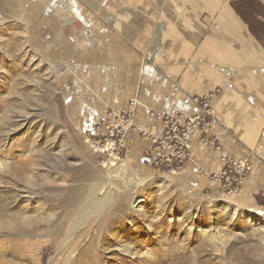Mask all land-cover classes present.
Instances as JSON below:
<instances>
[{"label": "rangeland", "instance_id": "obj_1", "mask_svg": "<svg viewBox=\"0 0 264 264\" xmlns=\"http://www.w3.org/2000/svg\"><path fill=\"white\" fill-rule=\"evenodd\" d=\"M88 1L0 0V264H193L199 251L214 264H264V215L254 212L249 223L250 211L241 210L232 220L238 206L229 198L240 191L189 190L153 164L152 175L142 177L127 161L129 143L120 161L91 147L105 141L93 135L100 120H81L86 105L101 99L88 91L79 55L94 39L93 26L108 28L110 19L96 14L100 0ZM232 1L261 26L264 40V1ZM112 164H127L125 177L113 175ZM128 179L147 185L129 188ZM135 200L145 201L141 217ZM127 243L135 245L130 255L119 250Z\"/></svg>", "mask_w": 264, "mask_h": 264}, {"label": "crops", "instance_id": "obj_2", "mask_svg": "<svg viewBox=\"0 0 264 264\" xmlns=\"http://www.w3.org/2000/svg\"><path fill=\"white\" fill-rule=\"evenodd\" d=\"M100 5L96 14L109 18V27L93 26L94 39L86 41L79 58L85 59L80 70H85L87 89L101 105H86L81 126L101 120L105 106L124 112L136 102V126L160 134L163 126L150 112L193 115L197 107L186 104V98L218 92L213 105L218 125L212 136L219 135L221 151L192 138V159L174 173L189 190L215 195L219 191L211 187L208 175L223 169L222 158H249L252 172L229 199L241 210L264 215L261 26L246 20L232 0H100ZM128 143L132 170L142 177L152 175L153 144L136 133ZM194 166L205 173L196 174Z\"/></svg>", "mask_w": 264, "mask_h": 264}, {"label": "built area", "instance_id": "obj_3", "mask_svg": "<svg viewBox=\"0 0 264 264\" xmlns=\"http://www.w3.org/2000/svg\"><path fill=\"white\" fill-rule=\"evenodd\" d=\"M177 91L178 89L174 88L173 94ZM217 96L218 92H212L203 96L186 98V104L192 103L197 107V112L193 115L171 114L166 111L150 112V117L163 126L160 134L141 132L135 125L136 102H132L128 110L124 112L108 111L106 118L100 120L101 124L98 123V131L93 132L94 136L99 135L100 139L104 138L105 141L102 146L94 145L92 142L91 147L109 160L113 157L120 161L121 153L128 146L130 134L147 135L153 144L152 164L154 168L166 173L179 171L187 161L192 159L190 151L192 138L199 137L202 146L212 145L218 153L221 151L219 135L212 136L218 125L213 109ZM108 144L112 145L111 153L104 152ZM101 148L103 150L98 151ZM222 163L223 169L220 172L209 174L208 182L211 187L223 195H232L245 185L252 172L253 164L249 158L229 157H223ZM193 170L196 174L205 173L200 166H194Z\"/></svg>", "mask_w": 264, "mask_h": 264}, {"label": "bare ground", "instance_id": "obj_4", "mask_svg": "<svg viewBox=\"0 0 264 264\" xmlns=\"http://www.w3.org/2000/svg\"><path fill=\"white\" fill-rule=\"evenodd\" d=\"M90 1V0H89ZM88 1V2H89ZM264 1V0H263ZM94 6H95V4H94ZM98 11V10H97ZM49 42V41H48ZM102 119V118H101ZM111 148V150H113L112 149V145L111 144H108V146H107V148L105 149V150H108V149H110ZM112 156H113V154H112ZM113 158V157H112ZM114 159V158H113ZM115 160H117V159H115ZM114 163V162H113ZM119 165H121V164H112L111 165V167L108 169V170H110V171H114L115 173H113V175H115V174H118V175H120L121 177H125V173H127L126 172V170L128 169V166H127V164H124V166H119ZM123 165V164H122ZM6 167V165L5 164H1L0 163V171H3V169ZM106 167V166H105ZM128 178H130V177H128ZM121 183H123L122 181H121ZM147 182L146 181H144V180H140V179H137V180H132V179H128V183H127V185H128V187L130 188L131 186H136L137 188H140V189H145V187H146V184ZM127 196L130 194V190L127 188V191H126V193H125ZM106 195L107 196H109V193H106ZM200 196H201V194H200ZM202 197V196H201ZM200 197V198H201ZM102 200L104 201V203H103V207L104 206H106V205H109V204H107L109 201H110V196H109V198H105V199H103L102 198ZM145 201L144 200H135L134 201V203H132V208H133V210H135L134 208H136V207H138V206H140V204L141 203H144ZM113 206V204H111V205H109L107 208L108 209H110L111 207ZM142 206V205H141ZM140 206V208L138 209V210H135V213H137V214H139L140 215V217L142 216L141 214H142V211H143V207H141ZM103 207H101V208H99V209H96V211H97V213H101V212H103ZM106 208V207H105ZM106 208V209H107ZM234 211H235V213H234V216L232 217V220H235L236 219V215L237 214H239V212L241 211V209L240 208H236V209H234ZM191 211L190 210H188V213H190ZM123 213V212H122ZM102 214V213H101ZM251 214V215H250ZM250 214H248L249 216H247V222H249V223H253V215H252V213H250ZM260 219H258V221H259V223H260V225H261V227H262V230L264 231V218H262V217H259ZM133 219V218H132ZM144 219V218H143ZM130 220V219H129ZM158 220V219H157ZM134 221V220H133ZM157 223H159L160 221H156ZM173 222V219H171V223ZM161 223V222H160ZM82 224H84V223H82ZM136 224V223H135ZM154 224V223H153ZM80 225V224H79ZM157 225V224H156ZM76 229V228H75ZM148 231L150 232V231H152V227H150V226H148ZM190 231L192 232L193 231V227L191 226L190 227ZM151 234V233H150ZM212 239L214 240V239H216L215 238V236H212ZM91 242V241H90ZM64 243H65V241H63V245H64ZM135 243V242H134ZM134 243L132 244V243H127V244H125V245H120V247H119V250H120V252H122V253H124V254H127V255H130V254H132L134 251H133V246H135L134 245ZM158 243V242H157ZM222 246L224 245L223 244V240H222ZM221 247V246H220ZM137 248V247H136ZM82 250V249H81ZM219 250V249H218ZM222 251V249L220 248V250L218 251V252H221ZM85 254H87V253H85ZM85 256V255H84ZM182 256H184V260L186 259V262L188 261V259H189V255H188V253L187 252H183V254H182ZM147 257L149 258V260L150 261H155L156 259H154L153 258V256H152V253L151 252H147ZM208 254H207V252L206 251H199V252H196V253H194V254H192V256H191V258H192V261H193V264H214L213 262H212V260L208 257ZM244 257H249V256H247V255H245ZM98 258V257H97ZM164 258V257H163ZM225 258H226V256H223V254L221 255V259L220 260H222L223 259V261H221V262H226V260H225ZM165 259V258H164ZM164 259H162L161 261V263H159V264H165L166 263V261L164 260ZM170 259H172V258H170ZM66 260V259H65ZM69 260V259H68ZM74 260V259H73ZM72 261V260H71ZM98 261V260H97ZM97 261H95V259L93 258L92 259V261H91V264H95V263H97ZM157 261V260H156ZM239 261H242L241 260V258H239ZM153 263V262H152ZM241 263V262H240ZM65 264H69V263H65ZM75 264H84L83 262H80L79 260L78 261H76V263Z\"/></svg>", "mask_w": 264, "mask_h": 264}, {"label": "trees", "instance_id": "obj_5", "mask_svg": "<svg viewBox=\"0 0 264 264\" xmlns=\"http://www.w3.org/2000/svg\"><path fill=\"white\" fill-rule=\"evenodd\" d=\"M244 9H246V8H244Z\"/></svg>", "mask_w": 264, "mask_h": 264}]
</instances>
